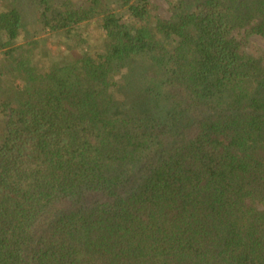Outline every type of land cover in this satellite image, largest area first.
I'll return each mask as SVG.
<instances>
[{
	"label": "trees",
	"instance_id": "trees-1",
	"mask_svg": "<svg viewBox=\"0 0 264 264\" xmlns=\"http://www.w3.org/2000/svg\"><path fill=\"white\" fill-rule=\"evenodd\" d=\"M165 1L0 0V264H264V0Z\"/></svg>",
	"mask_w": 264,
	"mask_h": 264
},
{
	"label": "rangeland",
	"instance_id": "rangeland-1",
	"mask_svg": "<svg viewBox=\"0 0 264 264\" xmlns=\"http://www.w3.org/2000/svg\"><path fill=\"white\" fill-rule=\"evenodd\" d=\"M149 3L152 6V12L155 15L161 18H168L171 15L168 4L165 0H149ZM26 24L27 26L23 30L22 35L18 40V43L24 44L27 40L31 39V37L35 35L38 39V43L36 45V52L39 55L37 53L36 54L41 57V61L47 62L49 59L55 60L68 55L67 50L65 48L66 45H70V42H62L60 37L50 35L48 33L37 34L39 26L35 24V22L29 21L26 22ZM84 28L90 38V40H88V43H91L90 45L93 46V50L100 51L102 49V40L99 31L90 24L86 25ZM246 50L250 54H258L260 51L264 50V38L257 35L250 36ZM66 62L68 61L66 60ZM66 62L57 61L55 62V64H64ZM8 95V91L5 90L3 93L0 94V99L6 98Z\"/></svg>",
	"mask_w": 264,
	"mask_h": 264
}]
</instances>
